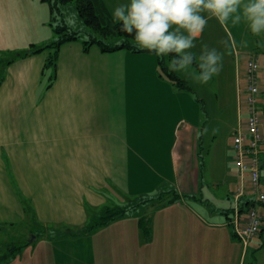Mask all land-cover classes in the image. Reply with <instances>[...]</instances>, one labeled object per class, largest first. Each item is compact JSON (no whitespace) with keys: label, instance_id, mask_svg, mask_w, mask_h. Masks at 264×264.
Wrapping results in <instances>:
<instances>
[{"label":"crops","instance_id":"obj_1","mask_svg":"<svg viewBox=\"0 0 264 264\" xmlns=\"http://www.w3.org/2000/svg\"><path fill=\"white\" fill-rule=\"evenodd\" d=\"M103 2L113 18L114 9L129 0ZM223 36L227 46H211L223 42ZM46 38H34L29 45L42 46ZM85 38L61 45L50 87L42 73L48 49L32 52L28 45L4 66L0 224L39 223L59 237L44 254L41 243L30 242L27 247H35L31 258L16 255L11 264H243L258 235L243 244L229 224L240 184L233 134L228 156L235 174L207 182L205 162L197 154L198 133L206 120L198 102H192L190 86L174 83L155 53L103 51L98 44L85 51ZM194 43L190 51L197 57L204 44L210 45L223 54L222 66L229 64L235 72L234 133L245 119L240 101L245 95V61L257 53L260 69L264 66V34L252 35L244 22L224 27L209 18ZM228 56L229 63L224 61ZM164 58L168 68L169 58ZM261 87L258 102L264 98V83ZM260 106L264 119V103ZM262 148L264 178V144ZM160 195L183 210L156 212L163 204L156 205V199L144 202ZM128 200L136 211L141 206L146 210L130 212L94 232L78 231L106 205ZM25 203L33 216L25 211ZM263 229L264 224L259 235Z\"/></svg>","mask_w":264,"mask_h":264},{"label":"rangeland","instance_id":"obj_2","mask_svg":"<svg viewBox=\"0 0 264 264\" xmlns=\"http://www.w3.org/2000/svg\"><path fill=\"white\" fill-rule=\"evenodd\" d=\"M56 6H58L56 13L52 16L50 5L44 0H0V63L2 62L0 64V77L3 75L5 69L4 60L13 58V56L24 52L30 41L34 38L47 37L48 43L54 40L56 35L53 31V26H58L60 23L67 24L73 29L80 31L83 36L90 35L89 30L93 31V29L87 27L84 20L79 16L75 0L67 4L57 3ZM51 23H53V26ZM222 38L223 42L211 44V46H227L226 42L228 39L226 40L225 36ZM109 41L113 43L114 38L109 39ZM31 44L29 45L30 47ZM208 47L210 48V45ZM224 61L229 63L231 61L230 57L228 56ZM191 70L197 73L199 72L195 67H192ZM179 74L187 80L191 88L190 94L193 100L192 102H198L197 106L203 113L204 120H206L205 126L202 124V128L198 133V142L200 144L197 150L201 162H205L203 178L211 183L216 179L220 180L223 178L227 180V174L228 176L235 174V171L232 169L233 165L229 163L228 156L229 143L231 144V136L238 121L237 99L235 96V72H232L229 64L227 66L223 65L219 74L212 76L206 83L196 80L190 72H179ZM259 77L261 83H264V66L259 71ZM258 103L261 105V108L264 103V98L260 99ZM191 115H193V112ZM158 197H156V200ZM164 200L161 203H156V205L163 204L161 207L157 206L156 212L158 210H163V212L177 209L183 210L177 207V205L170 206L174 202L169 203L165 198ZM126 203L129 205L132 204L130 200ZM256 206L258 209L264 210L263 205ZM138 210L136 211L133 208L131 213L144 212L146 208L145 206H141ZM231 219L229 220L230 225L232 224ZM29 224L22 222L0 224V264H11L13 260V257L8 256L10 251L8 248L14 249V246L35 241L34 243H37L36 246H39L38 244L41 243L39 248L43 250L40 253L44 254L45 250L53 242V238H59L54 237L56 234L50 232L51 228L40 226L39 223L30 222ZM97 229L95 228L90 232H94ZM27 246H24L23 250H21L22 252L20 251L17 254V259L23 258V260H28L31 258V254H33L32 250L35 247L31 245L29 248ZM243 264H264V232L252 239L250 247L244 253Z\"/></svg>","mask_w":264,"mask_h":264},{"label":"clouds","instance_id":"obj_3","mask_svg":"<svg viewBox=\"0 0 264 264\" xmlns=\"http://www.w3.org/2000/svg\"><path fill=\"white\" fill-rule=\"evenodd\" d=\"M209 18L224 27L244 22L252 35L260 36L264 34V0H129L113 11L114 21L120 22L121 31L134 35L139 49L169 56L170 71L190 72L202 83L219 74L223 60V54L207 44L198 57L190 51Z\"/></svg>","mask_w":264,"mask_h":264},{"label":"trees","instance_id":"obj_4","mask_svg":"<svg viewBox=\"0 0 264 264\" xmlns=\"http://www.w3.org/2000/svg\"><path fill=\"white\" fill-rule=\"evenodd\" d=\"M44 1L49 3L51 14L52 16H54V13H56V9L58 7L56 6L57 3L67 4L71 2L72 0H44ZM75 1H76V8H77L79 16L84 20L87 27L92 28L94 31V32L92 31L91 33L89 32L90 35L85 36L86 38L83 39L85 51H88L91 45L93 44H98L103 51H114L120 48H127V49H131L135 51L141 50L135 44L134 35H129L121 31L120 22L114 21V19L108 12L107 7L105 3L103 2V0H75ZM51 24L53 26V23ZM53 31L56 35V38L52 40L51 42L46 43L42 46H36L34 43L31 44L32 52H40L45 49H48L49 51V54L46 59V63L44 65V69L42 72L43 75L48 76L47 87H50L53 84L54 79L56 78L57 61H58L61 45L66 41L79 39L80 37H83L80 31L73 29L67 24L60 23L58 26H53ZM113 38H116L117 40L111 43L109 39H113ZM167 58H169L170 60L169 56H166V59ZM11 61H12V57L5 59L4 63L8 64ZM164 62H165V58L159 57V64L163 72H165V74L178 86L182 88H189V85L186 82V80H184L183 78H180L174 71H170L166 67ZM2 76L0 77V84L2 82ZM262 165L263 164H261V168L263 170ZM161 196L162 195L158 197L157 202L164 200V196L162 197ZM155 199L156 198H148V199H145L144 202L152 201ZM171 200H174V198H172ZM241 203L243 207L247 208L248 206L252 205L254 201L249 199L247 196V198L246 197L243 198ZM256 205L260 206L261 204L256 203ZM133 208H135V204L106 205L103 209L100 210L99 213H97V215L94 218H92L88 222L87 225L81 227L80 230L84 232L94 230L95 228L103 226L116 218L129 214L131 210H133ZM25 211L29 215L33 216V209L27 203H25ZM29 243L27 242L26 244L14 246V249L8 248L10 249L8 256L9 257L16 256L23 249V247L28 245Z\"/></svg>","mask_w":264,"mask_h":264},{"label":"built area","instance_id":"obj_5","mask_svg":"<svg viewBox=\"0 0 264 264\" xmlns=\"http://www.w3.org/2000/svg\"><path fill=\"white\" fill-rule=\"evenodd\" d=\"M259 71L258 55L252 53L245 61V95L240 99L245 104V119L240 120L232 136L233 162L240 173V184L234 192L235 205L230 219L235 235L244 244L261 232L264 223V210L256 206V203L264 205L261 168L264 119L258 109V95L262 91ZM247 196L254 203L245 208L241 202Z\"/></svg>","mask_w":264,"mask_h":264}]
</instances>
